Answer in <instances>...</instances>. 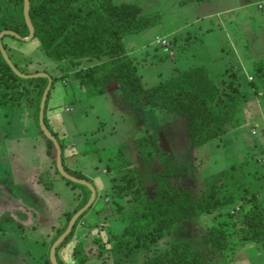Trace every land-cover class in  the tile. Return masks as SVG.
Returning a JSON list of instances; mask_svg holds the SVG:
<instances>
[{"label": "rangeland", "instance_id": "rangeland-1", "mask_svg": "<svg viewBox=\"0 0 264 264\" xmlns=\"http://www.w3.org/2000/svg\"><path fill=\"white\" fill-rule=\"evenodd\" d=\"M12 1L0 0V26H14L20 18L18 9H12ZM111 1L133 2L143 11L161 14L159 25L123 39L124 52L134 63L144 87L202 65L220 88L232 82L245 97L241 111L235 115L239 127L193 148L184 139L188 134L187 119L172 118L157 109L134 111L121 103L115 82L107 86L110 96L106 100L100 96L87 99L78 80L71 75L78 66L84 68L93 63L70 67L69 77L59 83L66 99L77 96V100L56 107L54 116L63 125L53 129L64 146L66 166L89 177L100 198L79 222L71 241L59 250L65 264H76L72 248L79 241H89L88 234L94 238L93 247L106 241L108 225L96 211L112 216L110 209L114 207H110V198L105 196L113 185L111 179L119 177L123 170L142 168L135 142L140 136L154 138L160 151L172 153L176 166L182 165V174L175 184L188 188L195 196L202 191L204 178L221 169H231L235 174L229 185L239 183L254 193L264 189V76H258L260 70L264 71V0ZM2 43L12 61L25 71L45 67L60 75L36 39L4 37ZM3 92L5 88L0 87V264H47L52 224L60 221L63 211L74 206L72 194L77 190L70 189L55 173L30 107L24 101L14 105ZM111 96L114 101L109 102ZM50 110L53 109L47 106ZM64 126L67 127L62 134ZM177 131L184 138L176 137ZM74 157L79 163H74ZM108 158L123 167L111 179L106 166ZM160 165L159 159H154L151 173ZM249 196L242 202L185 221L173 236L162 235L154 242L146 238L109 249L86 264H135L167 248L173 238L189 240L195 249L201 250L205 235L210 236L214 252L208 264H264L260 247L256 243L247 245L238 230L251 211ZM262 198L263 195L258 196L259 201ZM215 229L224 233V240L218 238ZM42 242L45 246L41 248Z\"/></svg>", "mask_w": 264, "mask_h": 264}, {"label": "trees", "instance_id": "trees-1", "mask_svg": "<svg viewBox=\"0 0 264 264\" xmlns=\"http://www.w3.org/2000/svg\"><path fill=\"white\" fill-rule=\"evenodd\" d=\"M246 1L255 3L257 0ZM12 3L13 11L18 9L20 18L14 26L1 25L0 31L12 30L20 37H26L28 30L22 14L23 2L13 0ZM29 18L34 28L33 38L38 41L40 49L54 63L60 75L45 67L41 70L25 71L12 61L6 45L4 43L2 45L21 73L44 72L51 77L52 84L45 101L44 123L60 144L62 165L69 175L93 184L90 178L66 166L64 146L61 139L49 128L46 111L54 83L69 77L70 67L86 62L93 64L84 68L78 66L71 75L78 80L79 87L86 97L106 94L107 86L115 82L118 85L121 103L129 105L134 111L157 109L172 118L187 119L185 122L187 139L181 131L176 132V137H183L193 148L219 139L239 127L235 115L242 109L241 103L245 94L239 92L232 82L220 88L212 81L207 69L202 65L183 70L171 78L158 81L153 86H143L134 63L124 52L123 39L159 25L160 12L143 11L133 2L29 0ZM258 76L260 78L264 76V71L260 70ZM46 85L47 79L44 77L30 79L18 77L0 54V87L5 88L2 95L10 98L16 106L24 101V104L30 107L38 132L44 139L46 152L51 158L55 173L59 175L55 168V148L38 127L39 102ZM65 101L66 104L74 102L71 98ZM135 142L142 168L133 167L123 170L119 177L112 178V175L117 174L123 167L114 162L117 156L115 160L107 159L106 166L111 172L110 179L112 178L113 185L105 196L110 198V207H114L110 209L113 215L109 216L107 212L99 211L96 213L102 216L103 222L108 225L106 229L108 237L97 247H93L95 241L89 234V241L87 238L85 242H77L71 251L76 264H86L93 258L103 256V253L109 249H118L134 241L149 238V241L154 242L162 235L173 236L185 221L242 202L247 198L246 195H250L247 201L252 203L251 211L246 214L247 219L243 222V228L238 230L244 242L246 241L247 245L256 243L264 256V189L260 193H254L249 187L239 183L229 185L235 174L231 169H221L216 174L204 178L203 189L195 196L188 188L175 184L176 179L182 174V165L176 166L172 153L160 151L156 147L155 139H148L145 135L138 137ZM154 159H159L161 165L155 173H151ZM61 178L70 189L77 192L72 194L75 200L74 206L63 211L59 216L60 221L52 224L53 233L47 245V264H50L51 244L63 233L72 215L82 208L90 197L87 187ZM259 195H263V200H258ZM97 198H100V195L96 190L94 202L76 220L71 232L56 248L55 256L58 264H65L59 257V250L74 237L77 225L93 210ZM118 200H122L124 204ZM239 205L241 206L240 203ZM215 230L218 238L224 240V233ZM210 240L209 235L203 236L204 246L201 250H197L189 240L173 238L167 248L135 264H208L212 262L214 255ZM107 245L109 248L106 247ZM44 246L42 242L41 248Z\"/></svg>", "mask_w": 264, "mask_h": 264}, {"label": "water", "instance_id": "water-1", "mask_svg": "<svg viewBox=\"0 0 264 264\" xmlns=\"http://www.w3.org/2000/svg\"><path fill=\"white\" fill-rule=\"evenodd\" d=\"M23 5H22V14H23V19L25 22V25L28 30V35L26 37H20L16 32L12 30H2L0 31V54L4 61L7 63L9 68L13 71L14 74H16L18 77L22 79H30V78H37V77H44L47 79V85L41 95V99L39 102V108H38V127L42 134L45 136L46 139L52 142L54 148H55V168L59 175L63 177L65 180H68L72 183L80 184L88 188L90 191V197L88 201L85 203V205L80 208L77 212H75L70 220L68 221V224L63 231L62 234H60L56 240L51 244L50 249H49V262L50 264H58L55 256V250L56 248L63 242V240L66 238V236L71 232L76 220L91 206V204L94 202L95 197H96V190L95 187L92 183L85 179H80L76 178L74 176L69 175L63 165H62V154H61V147L60 144L58 143L57 139L55 136L49 131V129L46 127L44 123V108H45V101L48 95V92L50 90V86L52 84V79L51 77L44 72H39L35 74H24L21 73L12 63L10 60L8 54L6 53L3 45H2V38L4 36H11L13 38H16L20 41H29L33 38L34 36V28L31 23V20L29 18V0H22Z\"/></svg>", "mask_w": 264, "mask_h": 264}, {"label": "crops", "instance_id": "crops-1", "mask_svg": "<svg viewBox=\"0 0 264 264\" xmlns=\"http://www.w3.org/2000/svg\"><path fill=\"white\" fill-rule=\"evenodd\" d=\"M113 83V82H112ZM62 84L61 83H57L56 84V87L55 88H53V92H51L50 93V97H49V100H48V106L50 107V109H53V110H50V111H46V115H47V117H46V119H47V123H48V126H49V128L52 130V131H54V129L53 128H57L58 129V127H60V126H62L63 125V123H61V119L60 118H58V117H55L54 115H56L55 113H53L57 108L56 107H58V109H59V107L61 106V105H68V104H66V101H64V100H66V95H65V91H64V88H62V86H61ZM57 86H58V88H57ZM118 88V87H117ZM117 88H116V90H117ZM109 88H107V91L109 92ZM52 91V90H51ZM100 97H102V98H104L105 100H106V96H110L109 95V93H106V94H104V95H99ZM77 96H73L72 98H71V101L72 100H74V102L77 100V98H76ZM112 97V96H111ZM111 97H109L110 98V101L109 102H112V101H114L113 100V97H112V99H111ZM87 99H88V97H87ZM55 108V109H54ZM70 116V115H69ZM68 116V117H69ZM75 122V121H74ZM66 127L67 126H64L63 127V129H62V131H61V133L63 134V131H64V129H66ZM55 132V131H54ZM58 137H59V135H57ZM62 137H63V135H62ZM60 138V137H59ZM73 143V142H72ZM74 144V143H73ZM75 146V145H74ZM64 156H65V154H64ZM74 163H79V161L76 159V157H74ZM81 163V162H80ZM89 178V177H88ZM87 222V221H86ZM249 245V244H248ZM245 247H246V245H245ZM64 263H66V261L64 260L63 261Z\"/></svg>", "mask_w": 264, "mask_h": 264}]
</instances>
